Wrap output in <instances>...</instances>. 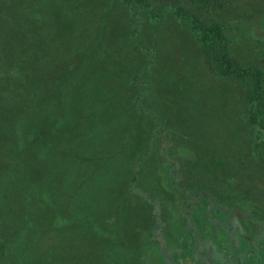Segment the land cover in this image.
Instances as JSON below:
<instances>
[{
	"label": "rangeland",
	"instance_id": "obj_1",
	"mask_svg": "<svg viewBox=\"0 0 264 264\" xmlns=\"http://www.w3.org/2000/svg\"><path fill=\"white\" fill-rule=\"evenodd\" d=\"M148 1L160 21L135 0H0V105L17 108L5 130L9 135L0 140V163L5 165L0 171V264H68L75 259L94 264L112 258L118 248L137 253L131 264H164L167 258L180 264H204L202 259L211 264H264V161L253 147L247 159L240 151L241 140H254L249 107L231 82L210 72L188 23L165 8L175 1L218 20L236 62L258 66L264 78V0ZM136 23L156 59L143 103L148 113L159 116L172 156L187 166L201 165L200 143L185 135L190 124L179 111L196 105L197 114H209L218 128L224 116L242 131L243 137L230 138L232 145L227 141L239 153L242 180L225 178L208 165L217 188L209 187L210 194L191 200L188 223L178 213L177 195L170 194L169 206L160 202L165 205V228H150L149 207L133 196L124 197L116 218L122 228L119 239L124 235L126 241L122 244L102 228L107 216L87 197L81 196L72 211H63L57 196L64 186L54 176L49 157L68 142L87 147V138L125 125L115 115L123 101L133 104L138 89L130 76L145 62L133 37ZM171 60L181 85L164 80L162 88L159 78ZM58 76H63L61 95L52 99L46 84ZM176 89L178 106L171 99ZM130 131L141 133V124ZM144 178H158L160 186L167 183L159 163ZM225 182L231 185L225 188ZM145 236L150 243L138 244Z\"/></svg>",
	"mask_w": 264,
	"mask_h": 264
},
{
	"label": "trees",
	"instance_id": "obj_2",
	"mask_svg": "<svg viewBox=\"0 0 264 264\" xmlns=\"http://www.w3.org/2000/svg\"><path fill=\"white\" fill-rule=\"evenodd\" d=\"M135 1L147 10L152 19L153 17L157 18L153 20L160 21L159 14L155 12L153 4L148 0ZM213 1L217 2V0ZM168 6H170L169 10ZM161 7L163 6L161 5ZM165 8L175 19H181L188 23L189 34L198 44L210 72L231 82L247 103L249 107L248 127L254 140L252 144L249 141L241 140L240 145L243 148L240 151L242 155L246 154L244 158L247 159L253 147L261 153L264 161V78L261 69L256 65L241 66L236 62L228 46L223 25L218 20L209 18L200 12L189 10L175 1L168 2ZM134 14V18H136V12ZM133 37L145 62L135 66L130 76L132 83L138 89V92L134 94L133 104L129 105L128 99L123 101L120 113L117 112L115 115L125 125L110 126L109 131L101 136L87 138L85 143L87 147L68 142L66 145L55 149L49 157L54 176L58 179L59 184L64 186L57 196L63 211H72L78 207L81 196L87 197L93 204L99 206L104 216H107L101 222L102 228H107L106 232L118 241L124 238L123 235L122 239H119L122 236V228L118 227L116 221L117 215H121V202L124 197L133 196L140 203H145L149 207L150 219H148V223L150 228H165L164 207L165 205L169 206L167 199L170 194L172 196L177 195L178 213L188 223L192 219L188 207L191 200H195L204 192L209 193V187L217 188L218 182L215 173L208 170V165L211 164L214 169H219L225 178L242 180L240 178L241 171H239L241 169L237 166L239 165L237 163L239 153L235 148H233L234 151L229 149L227 145V141L230 144L233 143L230 138H235L237 135L243 137L242 131L231 125L228 118L224 116L219 119V129L209 114L206 116L205 114H197L200 109L196 105L192 108V104H187V108L184 107L183 112L180 108L179 111L183 120L190 124L189 133L186 132L185 135L190 139L193 137L192 139L200 143V145L198 144L199 147L197 146V153L201 165L199 167L187 166L172 156L169 151V139L164 133L165 131L161 129L159 116L148 113L149 108L143 103V96L150 90L152 84L150 83V76L154 74L156 65L154 51L139 36L137 23L133 30ZM184 73L185 77L188 76L187 69ZM184 73L181 72V75ZM163 74L159 78L162 88L165 86L164 80L169 85L171 82H175L177 88L181 85V82L179 83V80L176 79L178 73L174 60L169 62ZM178 78L182 81L181 76ZM62 81L63 76H58L54 81L49 82V85L45 83L48 97L56 99L61 95ZM97 96L98 98L101 97ZM171 99L178 106L180 99L177 89L172 92ZM16 109L15 104L12 106L0 105V140L9 135V132H5V130L15 117ZM132 111L134 113L130 116L129 113ZM136 115H139L140 119L135 118ZM206 118L208 122H206ZM137 122L141 124L142 129L139 134L130 131ZM99 147L101 148L99 149ZM154 163H159L165 168L167 190H165V186L159 185L158 178L149 181L144 178V174ZM4 167V162H1L0 171ZM219 179H221L220 176ZM224 184L225 188L231 185L226 182ZM241 191H243L242 188ZM171 200L173 202V198ZM163 201L165 205L162 208L160 202ZM174 210L176 211L175 208ZM179 228H184V225L179 224ZM149 236H145L138 244L150 243L151 238ZM195 240H193V244ZM124 243L126 241L122 240V244ZM198 252L201 254L200 250ZM134 254L137 253L124 252L118 248L117 253H114L112 258L94 264H131L128 261L135 260ZM166 254L168 257L172 256L170 252ZM202 261L204 264H211V262L207 263L203 259ZM68 264L93 263L85 259H75ZM164 264L180 263L174 258H167Z\"/></svg>",
	"mask_w": 264,
	"mask_h": 264
}]
</instances>
